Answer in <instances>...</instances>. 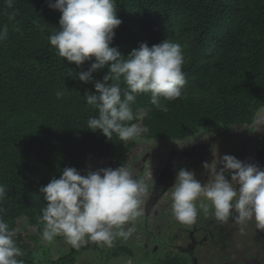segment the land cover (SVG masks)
I'll use <instances>...</instances> for the list:
<instances>
[{
	"label": "trees",
	"instance_id": "trees-1",
	"mask_svg": "<svg viewBox=\"0 0 264 264\" xmlns=\"http://www.w3.org/2000/svg\"><path fill=\"white\" fill-rule=\"evenodd\" d=\"M115 4L122 24L112 46L122 55L127 57L142 42L151 47L167 39L183 50L186 84L181 97L162 101L167 111L156 109L149 93L139 94L131 105L134 119L127 123L149 129L139 139L183 142L203 129L224 133L255 125L264 110V0ZM60 18L49 0H13L12 8L0 0V29L8 27L7 38L0 41V185L6 187L0 215L16 231L23 264L42 263L35 257L43 229L38 218L47 203L40 188L59 179L67 167L86 174L96 158L125 167L139 140L124 142L115 134L109 140L88 129V119L98 111L84 96L96 89L94 83L80 81L78 72L88 70L93 61L77 67L50 45L48 37L58 30ZM107 72V67L93 72V80L103 82ZM119 83L126 87L123 80ZM57 91L64 92L63 99H57ZM19 219L26 220L29 231L16 230ZM82 248L98 250L108 263L134 255L125 245ZM148 252L151 264H194L187 253Z\"/></svg>",
	"mask_w": 264,
	"mask_h": 264
},
{
	"label": "clouds",
	"instance_id": "clouds-1",
	"mask_svg": "<svg viewBox=\"0 0 264 264\" xmlns=\"http://www.w3.org/2000/svg\"><path fill=\"white\" fill-rule=\"evenodd\" d=\"M5 3L13 7V0ZM49 7L61 13L58 30L48 37L58 55L77 67L93 61L88 70L78 72L80 81L94 83L96 89L95 94L84 96L87 105L98 111L97 116L88 119V129L102 132L109 140L113 134L124 142L142 138L149 129L127 123L134 119L131 105L139 94L149 93L150 103L167 111L162 101L181 97L186 84L181 44L167 39L149 47L142 42L125 57L112 46L116 29L122 24L115 0H49ZM7 34L8 27L4 26L0 41ZM105 67L108 72L103 82L94 81L93 72ZM121 80L126 86L123 89ZM56 97L63 99L64 92L57 91ZM212 152L213 161L203 164L208 174L206 183L197 180L194 171H178L174 185L167 191L174 217L191 224L199 214L207 217L211 213L219 222L232 217L240 225L241 234L253 220L257 229L264 230V169L233 155L220 157L217 148ZM148 191V185L123 165L86 174L74 167L64 168L59 179L53 178L40 188L47 202L38 218L43 225L41 239L51 243L63 237L76 248L87 241L111 247L117 238L127 239L135 230L134 226H125L134 225L141 216ZM5 196L6 187L0 185V201ZM15 237V229L0 215V264H23L20 258L24 252Z\"/></svg>",
	"mask_w": 264,
	"mask_h": 264
},
{
	"label": "rangeland",
	"instance_id": "rangeland-1",
	"mask_svg": "<svg viewBox=\"0 0 264 264\" xmlns=\"http://www.w3.org/2000/svg\"><path fill=\"white\" fill-rule=\"evenodd\" d=\"M215 148L220 157L233 155L264 169V110L249 128L224 133L216 128L203 129L183 142L136 141L125 168L135 178L142 179L149 191L143 197L141 216L134 225L125 226V229L134 226L135 230L127 239L117 238L113 243L132 247L133 258L123 256L108 263L100 259L98 250L91 252L90 248L84 250L82 247L96 245L98 249L108 250L113 245L107 247L87 241L76 248L63 237H57L51 243L41 241L37 244L36 259L42 260L41 264L67 257L68 260H61L59 264H69L76 256L74 264H151V260L146 259V255H150L148 250L158 255L169 250L192 255L194 264H264V230L257 229L254 220L246 224L241 234L240 225L232 217L227 222H219L211 213L207 217L201 213L193 223L184 224L173 215L167 191L174 185L178 171L182 168L194 171L196 179L206 183L208 174L203 164L213 161ZM108 167L115 169L110 161L96 158L89 171ZM16 230H30L25 219L18 220ZM80 251L82 254L78 255Z\"/></svg>",
	"mask_w": 264,
	"mask_h": 264
}]
</instances>
